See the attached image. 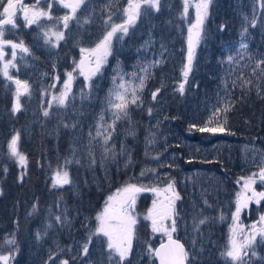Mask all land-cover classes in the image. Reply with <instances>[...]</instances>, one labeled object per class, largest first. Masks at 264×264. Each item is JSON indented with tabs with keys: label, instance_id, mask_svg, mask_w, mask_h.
<instances>
[{
	"label": "rangeland",
	"instance_id": "374dc122",
	"mask_svg": "<svg viewBox=\"0 0 264 264\" xmlns=\"http://www.w3.org/2000/svg\"><path fill=\"white\" fill-rule=\"evenodd\" d=\"M75 2L22 0L30 11H49L51 5L52 19L41 17L28 26L22 12L17 11L16 26L5 25L0 38L22 43L29 50L24 52L9 44L3 45L0 111L9 102L11 111L0 114V132L9 124L8 119L14 117L12 126L15 134L19 133V149L28 125L38 124L41 129L49 120L53 130L65 132L67 138L65 155L63 150L58 153L47 174L44 197L48 202L28 206L24 211L14 204L7 209L8 219L0 225V255L9 256L8 264H61L64 260L69 264H116L118 258L109 259L105 237L93 236L88 255L82 253V246L98 226L99 222L97 225L93 222L103 211L107 198L115 196L127 184L162 190L174 181L175 191L181 198L175 202L177 231L172 235L188 245L189 264H233L222 253L229 247L237 193L243 191L245 179L264 167V132L252 136L251 140H242L232 134L228 125L238 102V91L233 89H240L244 81L250 83L243 84L242 89L251 87L260 93L264 87V65L257 66L264 60V0H212L186 82L183 69L187 63L188 29L196 22V4L200 0H187L186 12L185 0H161L160 11L149 8L145 0H85L65 29L61 18L71 15V9L63 5ZM130 3L141 5L136 23L129 26L126 35L118 32L113 37L112 54L99 72L86 79L80 74V61L87 55L81 49L94 48L110 30V25L123 24ZM227 23L232 27L230 33H224L229 28ZM59 31L64 32L65 39L58 46L55 36L45 42V32ZM121 35L122 39L118 38ZM241 44L247 47L242 48ZM229 56L233 61L229 62ZM156 61L162 63L156 64ZM5 64L9 65L8 76L4 75ZM94 67L89 57L85 72ZM69 72L73 75L70 91L65 105H60L54 97L65 91ZM141 78H144L142 89L138 87ZM16 80L21 82L18 112L12 111L17 103ZM24 84L28 86L27 91L22 87ZM120 84L125 85L128 97L136 88L139 100L128 105L127 116L122 115L115 121L111 139L104 145L103 136L97 137V132L113 124L115 109L108 101L115 102V92H124ZM181 84H184L183 93L179 91ZM157 89L159 92L153 99ZM3 99L4 107H1ZM228 102L234 107L226 113L224 127L231 134L198 131L200 127L222 124L225 113L220 112L218 119H212L213 113ZM45 111L48 116H44ZM32 112L35 115L29 118ZM19 120L29 121L18 123ZM5 147L10 152L9 144L0 138V151ZM105 147L110 151L105 152ZM16 162L20 163L18 159ZM49 165L46 158L40 168ZM58 169L68 171L70 184L53 187ZM89 171L91 182L85 175ZM141 172L145 175L141 176ZM31 176L37 181L39 175ZM80 177L88 185L86 204L90 205L99 194L106 192L101 209L91 207L96 211L92 215L84 214V208L78 213V206L67 205L69 196L68 200L59 197L60 204L55 206L57 192L66 189L78 193ZM252 188L256 192L264 191V183L257 178ZM0 191L1 200V181ZM170 195L164 191L159 195L153 191L137 194L135 227L142 228L145 237L131 249L124 264H156L148 246L155 250L167 235L162 231L153 232L151 221L144 217L154 200L166 203L165 197ZM57 215L66 218L63 224L55 220ZM262 215L264 200L259 204L253 201L241 210L237 225L246 234L253 224L259 227ZM203 217H208V222L198 225L199 230L194 231V220ZM164 223L167 226L170 220ZM236 239L240 242L243 236L238 234ZM10 240L15 244L8 243ZM255 252L252 255L248 251L245 264H264V244L260 243L259 236Z\"/></svg>",
	"mask_w": 264,
	"mask_h": 264
},
{
	"label": "snow or ice",
	"instance_id": "6c2138e0",
	"mask_svg": "<svg viewBox=\"0 0 264 264\" xmlns=\"http://www.w3.org/2000/svg\"><path fill=\"white\" fill-rule=\"evenodd\" d=\"M63 2V0H61ZM85 0H76L75 3H64L65 8L71 9V15L63 16L62 23L63 27L67 29L68 22L73 18L78 8H80L81 4H83ZM145 3L149 8L155 9L156 11H160L161 0H145ZM212 3V0H200L199 3L196 4V22L192 24L188 29V54H187V63L185 68L183 69V76L185 82L187 81V77L189 73L192 71L193 59L195 55V47L200 43L201 35L203 31V24L205 19L209 14V6ZM140 4L132 5L129 4V9L125 10L127 19L123 24H112L110 25V30L107 31L100 41L96 44V46L92 49H81L82 53H86L79 64L80 74L85 75L86 79H91L97 72H99L101 65L106 62L107 57L112 54L111 46L113 37L119 32L123 35H126L129 30V26L134 25L136 23L137 18L140 15ZM264 7V4H262ZM49 11H44L43 9L31 10L28 6L22 3V0H0V38L3 37L5 31V25H11L15 27V19L17 11H21L23 14V18L26 21L27 25L30 26L36 23L41 17H47L48 19H52ZM187 11V0H185V12ZM111 20V17H109ZM246 31V29H245ZM55 36L56 38V46H58L59 41L65 39L64 32H45L44 37L46 38L45 42H50L51 37ZM122 39V35L118 37ZM9 44L13 49L20 48L24 52H28V48L24 47L23 44H15L11 41H3L0 39V58L3 57V45ZM163 47V45H162ZM242 48H246L247 45L241 44ZM13 59L15 58V52L12 53ZM89 57L94 61L95 67L91 68L89 71L85 72V62L89 60ZM233 57L229 56V62L233 61ZM156 64L162 63V61H156ZM264 65V60L258 62V67ZM8 64L4 65V75L8 76ZM14 67V65H13ZM145 71H147L145 69ZM264 71V69H262ZM12 79V77H8ZM73 79V75L71 72L67 73V80L65 81L64 88L65 91L61 93L59 97H54L57 100L58 104L65 105L66 100L68 98V93L70 91L71 81ZM17 84V103L14 105L13 111H20L19 104V95L21 82L16 80ZM250 81H244L243 84H248ZM243 84L241 85L243 87ZM24 91L28 90L27 84L22 85ZM140 89L144 87V78H141L140 83L138 85ZM120 89H124V92L117 91L114 93L115 102L109 100L108 103L115 109L114 112V120L113 124L109 126L108 129H105L103 132L98 131L97 137L103 136L104 145L108 144V141L111 139V131L114 130L115 121L119 120L121 116L128 115V105L136 104L139 100V97L136 94V88L132 89L131 96H126L127 89H125L124 84L119 85ZM179 91L183 93L184 84L180 85ZM159 92L157 89L156 92L152 94V98L156 99V96ZM234 105L230 102L226 103L223 108L217 109L213 113L212 119H218V114L220 112L225 113L223 123L218 127H200L198 131L201 132H212L215 133L228 131L225 129L224 124H227V116L226 113L232 108ZM151 112V109H149ZM48 111L44 112V116H48ZM103 119V117H101ZM211 122V120L209 121ZM195 127V126H192ZM18 141H19V133H17L9 143V149L12 156L17 157L21 164L26 163V158L20 154L18 151ZM110 151L108 147H105V152ZM94 162V161H93ZM66 163H71V161H66ZM145 175L144 172H141V176ZM259 179L262 183H264V167H260L258 173H253L252 176L244 180L243 191L237 193L236 200V211L233 216V227L230 229L231 237L229 241V247L227 250L222 253L227 258H230L233 264H245L244 257L247 256L248 251L252 252V255H256L255 245L257 243V236L260 237V243L264 244V215L259 218V227L256 224L251 226V230L248 233H244V229L242 226H238L237 222L239 221V216L241 210L247 208L251 202H255L259 204L262 200H264V191L256 192L252 185L256 182V179ZM71 183V179L69 177V173L67 170L58 169L55 173V181L53 183V187L63 186ZM144 191H153L157 195L160 194L161 191L170 193V196L165 197L166 203H158L157 201H153L152 208L148 211L147 215L144 217L146 220L151 221V228L153 232H164L168 237L167 244H161L159 249H152L151 246H148V252L150 255H154L159 258V264H188L189 262V252L185 250V247L179 240L173 239V233L177 231L176 227V219L177 215L175 212V202L179 200L181 197L175 191L174 181L169 183L164 189H157L155 187H147L144 185H136V184H127L125 187L120 189L115 196H109L105 203V207L103 211L97 216L98 226L94 232H92L88 238V242L82 246L83 255L87 256L89 252V244L92 241L93 236H100L106 238V248L109 252V259L118 258L116 264H124L131 253L132 249V240L135 232V225L137 223L136 217L134 215V206L136 203L137 194ZM251 195H248V193ZM0 195H2V191H0ZM205 203H207L205 201ZM35 208V206H34ZM222 218V217H221ZM66 218L62 219V215L55 216V220L60 223H64ZM208 217H203L198 220H194V231H198V225H203L208 222ZM170 220V224L165 225V221ZM51 227V225H49ZM242 235L243 240L238 242L236 237L237 235ZM40 238V234L37 233V239ZM10 244H15L14 240L8 241ZM195 244V241H193ZM9 256L0 255V261L3 264H8ZM61 264H69L67 260L61 262Z\"/></svg>",
	"mask_w": 264,
	"mask_h": 264
},
{
	"label": "trees",
	"instance_id": "16d2710c",
	"mask_svg": "<svg viewBox=\"0 0 264 264\" xmlns=\"http://www.w3.org/2000/svg\"><path fill=\"white\" fill-rule=\"evenodd\" d=\"M226 26L229 27V24L227 23ZM222 27L224 28V26ZM231 29L232 27L225 28L224 33L225 31L230 33ZM237 30L238 29H236L235 33H237ZM242 88L243 87H240V89H233V91H238L236 93V99L238 102L236 110L231 114L228 126L232 129V134L235 136L240 137L242 140H251L252 136L264 132V87H262L263 89L260 93H257L256 90L251 87ZM2 102L3 104L1 107H4V99ZM9 105L10 102L7 103V107H4L3 112L0 111V114L7 110L10 112L11 107ZM18 115H21V113ZM32 115H35V113L32 112L29 118H31ZM12 116L14 115L12 114ZM11 119L12 120L8 119L9 124L5 127V130L0 132V138L5 141L6 144H9L12 138L16 135L14 131L15 126H12L14 117H11ZM34 119L36 122V118ZM28 121L29 120H19L18 123ZM52 125V122L48 120L41 129L38 127V124L27 126V131L23 135V146L18 149L21 152L20 154L26 158L25 164L16 162L18 158L12 156L11 153L7 151L6 147L3 152L0 151V181L3 186V196L0 200V225L8 219L7 209H10L12 204L17 205L19 209L24 211L28 206L30 208L32 205H42L48 202L45 201L44 197V191L47 187V174L52 170L54 162L58 159V153L63 150L65 155V148L67 145L65 132L60 131L58 133L54 131ZM255 127L261 128V130L254 131ZM46 158L50 165L40 168V165L45 163ZM27 174L29 175L28 178ZM32 174L34 176L36 174L39 175L37 181L31 176ZM85 175L86 177L88 176L91 182V172L89 171L88 174ZM80 180L81 183L77 194H74L71 190L67 192L66 189L57 192L55 206L60 204L58 201L59 197L63 196L68 200L69 196V200L65 202L67 205L71 208L78 206V213H81V209L84 208V214L92 215L93 212H96L92 208L100 206L99 210L101 209L105 202L106 192L102 195L99 194L97 199L88 205L85 203L88 185H84L83 177H80ZM114 180L115 178L113 179V182ZM99 185L102 188L106 187L105 184ZM61 205H63V203H61ZM97 222L98 221L96 220L93 224L97 225ZM142 236L143 235L137 230L136 237L141 239Z\"/></svg>",
	"mask_w": 264,
	"mask_h": 264
},
{
	"label": "water",
	"instance_id": "95a60500",
	"mask_svg": "<svg viewBox=\"0 0 264 264\" xmlns=\"http://www.w3.org/2000/svg\"><path fill=\"white\" fill-rule=\"evenodd\" d=\"M173 239L179 240V242L182 243V244L184 245L185 250L187 251V246H186V244L184 243V241H183L182 239L177 238V237H174V236H173ZM167 242H168V237H167L164 241H162V242L156 247V249H159L160 246H161V244H167ZM155 258H156V260H157V264H159V258H158V257H155Z\"/></svg>",
	"mask_w": 264,
	"mask_h": 264
}]
</instances>
